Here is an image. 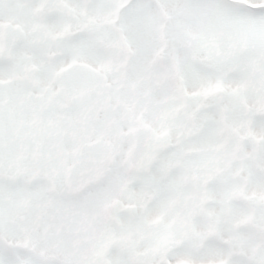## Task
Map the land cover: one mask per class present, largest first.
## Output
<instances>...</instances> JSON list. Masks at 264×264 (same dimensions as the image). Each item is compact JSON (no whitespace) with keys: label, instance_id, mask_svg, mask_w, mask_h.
Masks as SVG:
<instances>
[{"label":"snow or ice","instance_id":"6c2138e0","mask_svg":"<svg viewBox=\"0 0 264 264\" xmlns=\"http://www.w3.org/2000/svg\"><path fill=\"white\" fill-rule=\"evenodd\" d=\"M0 264H264V0H0Z\"/></svg>","mask_w":264,"mask_h":264}]
</instances>
